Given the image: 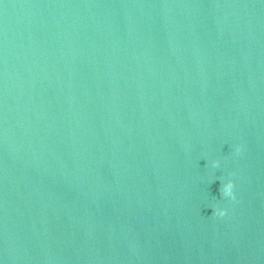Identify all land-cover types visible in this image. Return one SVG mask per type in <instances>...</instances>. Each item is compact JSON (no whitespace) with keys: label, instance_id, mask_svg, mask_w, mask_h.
Listing matches in <instances>:
<instances>
[{"label":"water","instance_id":"1","mask_svg":"<svg viewBox=\"0 0 264 264\" xmlns=\"http://www.w3.org/2000/svg\"><path fill=\"white\" fill-rule=\"evenodd\" d=\"M0 264H264V0H0Z\"/></svg>","mask_w":264,"mask_h":264},{"label":"clouds","instance_id":"2","mask_svg":"<svg viewBox=\"0 0 264 264\" xmlns=\"http://www.w3.org/2000/svg\"><path fill=\"white\" fill-rule=\"evenodd\" d=\"M240 151H241L240 146L239 145L235 146L234 152L238 154ZM220 191L222 193V198L227 200L234 199L233 184L230 179H228L221 185ZM211 209H212V215H215L217 217H223L225 215V210L222 207H216Z\"/></svg>","mask_w":264,"mask_h":264}]
</instances>
